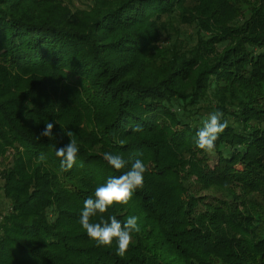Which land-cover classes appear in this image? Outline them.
<instances>
[{
    "label": "trees",
    "instance_id": "trees-1",
    "mask_svg": "<svg viewBox=\"0 0 264 264\" xmlns=\"http://www.w3.org/2000/svg\"><path fill=\"white\" fill-rule=\"evenodd\" d=\"M80 1L0 0V264H264V0ZM215 111L228 126L207 153ZM137 158L143 187L102 214L139 218L120 256L80 216Z\"/></svg>",
    "mask_w": 264,
    "mask_h": 264
},
{
    "label": "clouds",
    "instance_id": "clouds-1",
    "mask_svg": "<svg viewBox=\"0 0 264 264\" xmlns=\"http://www.w3.org/2000/svg\"><path fill=\"white\" fill-rule=\"evenodd\" d=\"M223 113L212 112L202 121V127L197 131V146L207 153H214L215 142L219 135L228 126V120L222 119ZM55 121L45 123L43 130L37 135L41 137H53ZM137 125L133 131L139 130ZM70 137L67 145L56 148L55 155L60 158V166L64 171L70 170L76 163L79 154V145L71 139L73 133L66 132ZM103 159L115 170L119 171L128 166V161L121 154L104 152ZM148 165L137 158L131 162L127 171L119 176H110L106 182L95 189L94 197L84 200L83 209L80 216V224L88 237L96 242L99 247H110L116 241L117 254L123 256L133 243V234L140 231L139 218L135 215L129 216L123 223L115 215L107 219L103 213L115 204H127L134 192L143 187L144 175L148 172ZM100 215L97 222L92 221V217Z\"/></svg>",
    "mask_w": 264,
    "mask_h": 264
},
{
    "label": "rangeland",
    "instance_id": "rangeland-1",
    "mask_svg": "<svg viewBox=\"0 0 264 264\" xmlns=\"http://www.w3.org/2000/svg\"><path fill=\"white\" fill-rule=\"evenodd\" d=\"M71 2V3H70ZM73 3V5H71ZM66 4L72 9L74 7L81 8L83 7L82 1L80 0H66ZM13 152L11 148L8 149V151L5 153L4 157L0 158V218L3 216V214L9 210V202L7 201L6 197L3 193V173L6 169L10 168L12 165V158H13ZM212 165V162L210 163ZM193 179V177H192ZM237 191V189H236Z\"/></svg>",
    "mask_w": 264,
    "mask_h": 264
}]
</instances>
